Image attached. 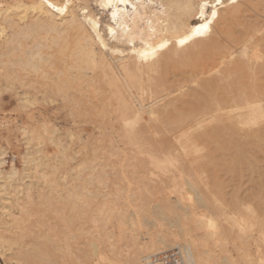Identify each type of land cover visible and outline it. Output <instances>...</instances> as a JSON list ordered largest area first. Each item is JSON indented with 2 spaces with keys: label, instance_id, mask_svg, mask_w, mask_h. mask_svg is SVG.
<instances>
[{
  "label": "bare ground",
  "instance_id": "bare-ground-1",
  "mask_svg": "<svg viewBox=\"0 0 264 264\" xmlns=\"http://www.w3.org/2000/svg\"><path fill=\"white\" fill-rule=\"evenodd\" d=\"M48 3L61 8L67 4V8L58 13ZM48 3L0 0V92L12 91L19 108H29L40 96L44 102L57 101L56 108H66L71 115L97 114L94 128L98 132L84 142H106L109 154L117 158L113 166L109 164L112 169L119 165L121 172L138 176L154 168L170 171L176 184L180 177L179 188L188 193V201H183L180 191L181 197L162 196L149 211L154 219L171 215L174 229L143 243L137 241L130 264H157L152 256L174 247L181 250L185 264L199 263L202 258L197 260L194 242L186 243L180 234L185 238L190 220L195 228L205 227L207 237L217 234V223L207 213L212 202L204 193L223 194V174L232 179L252 177L255 186L246 193L256 204L251 212L257 204L264 207V0ZM205 3L215 5L214 19L208 9L201 17L199 6ZM206 19L212 20L209 32L193 36L184 45L178 43ZM164 39L169 43L157 51L155 59H141L148 45L156 47ZM43 67L44 89H32L34 85L30 89L29 78L24 81L27 73ZM29 116L31 126H21L23 168L11 164L4 170L5 151H0V258L4 264H94L93 257L100 255L102 246L117 257L118 248L113 247V234L107 229L111 216L119 219L118 228L128 218L136 224L132 218L138 213L118 204L127 202L128 196L117 193L110 198L116 203L105 206V195L99 197V190L93 189L106 172L105 161L100 159L101 171L83 181L81 170L72 177L73 173L61 170L70 161L64 139L57 134L59 128ZM37 125L58 146L52 156L42 152L39 139L43 136ZM63 133L67 140L73 138L72 131ZM88 167L97 170L93 164ZM193 174L206 178L197 183ZM164 183L158 181L155 186L161 189ZM147 186L143 189L149 192ZM230 197L235 207L243 204L237 194ZM96 199L103 202L99 201L97 211ZM231 219L242 228L238 219ZM109 259L110 264H122L119 257Z\"/></svg>",
  "mask_w": 264,
  "mask_h": 264
},
{
  "label": "rangeland",
  "instance_id": "rangeland-1",
  "mask_svg": "<svg viewBox=\"0 0 264 264\" xmlns=\"http://www.w3.org/2000/svg\"><path fill=\"white\" fill-rule=\"evenodd\" d=\"M43 69L44 70H40L38 72L27 73V77L25 78L24 81H25V83L28 82V84L31 83L30 89L33 87V85H34V87L32 89H34V88H36V90H40V88H41V90L44 89L43 84L45 81V73H43V72L46 70V67H43ZM36 75H37V77H36ZM28 78H29V80H27ZM26 80H27V82H26ZM34 81L35 82L37 81V82L35 83ZM38 82L39 83L41 82L43 84L40 83V85L38 86V84H39ZM37 88H39V89H37ZM37 95H38V93H37ZM40 99H41V97L38 96V101H36L34 103V105H31L27 109L26 108H19L18 103H17L18 102L17 97L12 91L0 92V151L1 150L5 151V154H4L5 162L2 165V168L4 170H9L11 167V164H13L16 167V169H18V170H21L23 168L22 156L25 152V143H24V139H23V135H22V131H21V126H23V125L31 126V123H33V122L29 116L30 114H32L33 117L36 116L40 120L45 119L47 121L46 125L49 128H51L52 125H55L57 128H59L57 134H59V135L61 134L60 137L64 139L62 142L63 143L65 142L64 145H66L65 148H67L66 154L68 155V158L70 161V162H68L70 165H68V163H67V165H63L61 170L67 171V173H70V172L73 173L74 171L79 173V171L81 170L79 174H80V178L83 181V179H86V177H88L90 174L93 175L95 173H98L99 170L101 171V168L103 165H104L103 167L108 165V167L106 166L105 171L112 173V174L105 172L101 182L96 185L98 187H95V185H94L93 187H95V188H93V189L99 190V192L101 193V195H99V197L100 196L102 197V195H105V197H106L105 206L108 207V206L113 205V203H116V201L111 200L110 198H112L114 195H117V193H119V195L123 194L124 197L128 196V197H126L128 200L127 202H124V203L118 202V204L120 206H123V205L126 206L127 211H130L131 213L132 212L133 213L136 212L138 214L140 213L139 215L133 214V217L137 216L135 218H132L133 222H136V224L132 223L131 219L128 218V219H126V223L123 226H121V228H118V225H117V221H119V219H117L115 216H111V219H109V220L110 221L112 220V221H111V223L108 224L109 230L107 229V231H108V233L113 234V235L111 234L112 237L110 238V241L114 242V245H113L114 248H116V249L118 248V252H119L118 256L116 257L114 255L115 256V258H114V256H112L113 254H111V252H109L108 248L106 246H102L101 250H100L101 251L100 255L93 257V260H94L93 263L94 264H110L109 260H111V259H109V258L117 260L118 257L121 260L122 264H130V259L133 257L134 250L136 251V249L139 247L137 241H139V243H143V241L144 242L147 241L149 239V237L150 238H153L155 236L157 237V236H160V234H162L163 231L165 232L167 230L174 229V227H171V225H170V221L172 219L171 215L169 217L168 216L169 214L168 215L166 214L164 217H159V218L154 219L153 215L150 216L149 211L150 212L152 211L151 206H153L156 201L160 200L162 198V196L163 197H169L171 200H175L179 196L181 197V194H183V201L184 202L188 201V199H187V197L189 196L188 193L184 194L185 192H182L181 189L179 188L181 178L180 177L176 178L177 179L176 180L177 184H176V183H174V181L171 180V178L169 176V175H171L170 171L164 172V171H161V170L154 168L152 170V172H154V173L151 172V173L147 174L146 176H143V175L138 176L136 174H132L130 171L121 172L119 170V165L118 166L114 165L116 167V169H112L111 167H109V164L111 166H113V164H115V163H113V161L115 162L117 160V158L115 155L109 154L110 148H109V146H107L106 142H104V143L103 142L102 143H96L93 141L84 142V140L88 136H91L92 134L94 135L95 131H96V133L98 132V130H96V128H94L95 124L98 123L97 121H95L97 119V116H98L97 114H94V113L88 114V113H83V111H80L81 113L78 114L80 116H77V114L71 115V114H68L69 112H68V109L66 110V108L65 109L60 108V107L56 108L58 105L57 101H56L57 104H55L54 102L48 103V102H44L43 100L41 101ZM59 108H60V110H59ZM62 109H64V110H62ZM73 117H74V121H72ZM78 117H82V119H79ZM86 119H88V120H86ZM97 120L99 121V116H98ZM70 121H72V122H70ZM88 121L91 125H89ZM68 122L70 123V125H67ZM37 126H36L37 131L38 132L40 131L41 136H43L42 138L39 139L40 142H42V144H41L42 152H44L43 154H47V156H49V155L52 156L53 154H55L57 152L58 146L56 143H54V141L52 142L47 138V133H45L43 131L42 127H40L39 125H37ZM91 127H93V128H91ZM65 130L66 131L67 130L72 131L74 133V135L72 136L73 138H71V139L68 138V140H67V138H65L66 136H64L65 133H63V132H66ZM79 138L83 139L82 140L83 142L79 141ZM90 142H92V143H90ZM87 143H88V145H87ZM90 144L93 146V148H92V146H89ZM95 144L96 145L101 144V145L99 147V145L95 146ZM102 144H105V145H102ZM120 149H122V148L120 147ZM95 151H99V152H97V154L99 153L98 154L99 156L94 155V154H96ZM68 152H69V154H68ZM69 156H71V157H69ZM85 157H86V159H85ZM103 157H104V159H103ZM118 157H120V156H118ZM100 159L103 160V162L105 161L106 163L105 162H104V164H103V162L101 163ZM97 162L99 164H103V165H100V167H99ZM91 164H93L94 169H97V170H90V168L88 166ZM79 166H80V168H79ZM81 166L82 167L87 166V167L82 168ZM78 168H79V170H78ZM107 168H109V169H107ZM246 173H248V172L246 171ZM74 175L75 174L73 173L72 177H74ZM106 175H107V177H106ZM184 175L185 174H183V176ZM203 175H201L200 178H198L193 174L192 179L195 182L205 180L206 174L204 176ZM135 176H137V177L135 178ZM159 177L163 180L159 179ZM167 177H169L170 179ZM133 178H135V179L133 180ZM70 179H71V177H68L69 181H70ZM140 179H142V180H140ZM221 179L224 181V190H223L224 193L223 194L216 192L215 194H217V196L216 195L213 196L212 193H209V192L206 193L204 191L205 192L204 194L206 195V197H208V199H210L209 201L212 202L209 204L210 205L209 209H211V210H209L210 212L207 211V213H209V216L210 217L212 216V218L217 223V234L213 235L212 237H207L206 228L205 227L195 228L193 222L190 220L189 224H188V231H187L188 233L186 232L184 234L185 238L183 237V234L181 233L180 234L181 240L185 239L184 240L185 242L188 240V243L190 242V240H192L191 243L194 242L193 251L195 254H197L196 255L197 260L198 259L200 260L202 258V260H200V261L198 260L199 263L197 262V264H261V261H264V207H263L264 203H262L263 205L261 206L263 208H258L260 206H259V204H257V206H256L257 208L255 207L256 209H255V212L253 213V212H251V210H252L253 206L256 205L255 201L246 197V193L247 192L249 193L254 188L255 181H253L252 177H250L248 174L244 175L243 177H241L239 179L238 178L232 179L229 175L223 174L221 176ZM143 180H145L147 183ZM158 181H165L167 183H164V188L159 189L155 186L156 183L158 185ZM197 183H199V182H197ZM144 184H147L149 186L151 185L150 187H152V188H150V189H149V186H147L148 190H150L149 192L144 191V189H143ZM199 187H200V185H199ZM119 188H121V189H119ZM200 188L202 189V187H200ZM142 189L144 192H142ZM203 190H201V192ZM212 191H213V193L215 192V190H212ZM218 194L220 195V197ZM236 194H237V199L239 201L242 200L241 204L243 203L245 205L239 204L237 207H235L233 204H230V201L232 199L230 196H235ZM238 196H239V198H242V199H239ZM138 197H139V199H138ZM140 197H142V198H140ZM215 198H217V199L214 202L213 200H215ZM262 198L264 200L263 194H262ZM96 200H95L94 209L96 208V211H97V207L99 205H101V203H103V202H101L100 199H96ZM129 200H132V201H129ZM231 203H232V201H231ZM232 205H233V207H232ZM246 206L247 207L249 206L248 207L249 210H247L248 208L246 209ZM235 208L237 210H235ZM144 209H145V211H143ZM248 212L249 213L251 212L253 214L250 213V215H249ZM166 216H168L169 218ZM231 217H235L236 219H238L237 222H241V224L243 225L241 229H239L235 225V222L231 219ZM242 217H243V220L240 221V219H242ZM219 228H220V230H219ZM122 230H123V232H122ZM132 234L135 237H133ZM120 237H122V238H120ZM116 239H117V241H115ZM120 239H122V240H120ZM132 239H134L135 241L133 242ZM115 242H117L118 244ZM115 245H116V247H115ZM117 246H119V247H117ZM130 256H132V257H130ZM0 264H4V262L1 258H0ZM117 264H119V263H117Z\"/></svg>",
  "mask_w": 264,
  "mask_h": 264
},
{
  "label": "snow or ice",
  "instance_id": "snow-or-ice-1",
  "mask_svg": "<svg viewBox=\"0 0 264 264\" xmlns=\"http://www.w3.org/2000/svg\"><path fill=\"white\" fill-rule=\"evenodd\" d=\"M45 3H48V0H45ZM216 4L220 3V0H215ZM48 7L52 8L55 7L56 12L63 13L66 8L67 4L64 5L63 8L57 7L51 3H48ZM208 9L211 12V17L214 19L217 15V12L215 10V5H209L208 3L202 4L199 6V11L201 17H205V10ZM212 23L211 19H206V22L200 23L198 27H196L191 35H186L184 38L180 39L178 43L180 45H184L187 43V41L191 40L193 36H203L207 32L210 31L209 25ZM169 41L167 39H164L158 46L153 47L152 45H148L147 48L140 53L141 59L144 61H148L149 58L155 59L156 53L159 49L166 48ZM261 264H264V261H261Z\"/></svg>",
  "mask_w": 264,
  "mask_h": 264
},
{
  "label": "built area",
  "instance_id": "built-area-1",
  "mask_svg": "<svg viewBox=\"0 0 264 264\" xmlns=\"http://www.w3.org/2000/svg\"><path fill=\"white\" fill-rule=\"evenodd\" d=\"M152 260L157 264H185L182 252L177 247L153 255Z\"/></svg>",
  "mask_w": 264,
  "mask_h": 264
}]
</instances>
